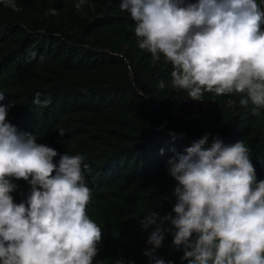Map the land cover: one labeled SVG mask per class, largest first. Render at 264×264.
<instances>
[{
    "label": "trees",
    "instance_id": "trees-1",
    "mask_svg": "<svg viewBox=\"0 0 264 264\" xmlns=\"http://www.w3.org/2000/svg\"><path fill=\"white\" fill-rule=\"evenodd\" d=\"M256 2L264 8V0ZM76 3L16 0L21 10L13 11L0 2V91L6 96L0 103H14L8 122L56 150L53 163L65 153L85 157L83 174L92 182L86 212L102 231L92 264H151L143 252L157 225L144 229L141 221L150 211L175 216L177 181L168 160L208 134L206 147L216 136L225 144L242 140L249 157L264 162V108L254 115L250 100L240 104L243 94L205 91L207 105L188 110L187 92L172 87L171 64L138 47L135 22L120 0H85L79 10ZM36 93L51 103L33 104ZM254 168L257 181L264 180V168ZM8 179L16 185L13 202H26L31 185ZM162 227L156 255L182 264L176 229L170 222Z\"/></svg>",
    "mask_w": 264,
    "mask_h": 264
},
{
    "label": "clouds",
    "instance_id": "clouds-1",
    "mask_svg": "<svg viewBox=\"0 0 264 264\" xmlns=\"http://www.w3.org/2000/svg\"><path fill=\"white\" fill-rule=\"evenodd\" d=\"M0 2L21 10L16 0ZM120 8L135 22L138 47L171 64L172 87L190 98L184 104L202 100L205 91L235 92L243 94L242 106L252 102L254 115L264 108V8L256 0H120ZM50 103L40 93L33 98L39 107ZM13 106L0 103V264H92L102 231L86 212L92 182L83 174L85 157L65 153L53 163L56 150L6 120ZM208 142L205 134L167 162L177 181L175 216L150 211L141 221L144 229L157 225L143 252L151 264H173L156 255L165 222L176 229L173 243L184 246L182 264H264V180L254 168L264 162L250 158L242 140ZM9 177L31 185L26 202H13Z\"/></svg>",
    "mask_w": 264,
    "mask_h": 264
},
{
    "label": "rangeland",
    "instance_id": "rangeland-1",
    "mask_svg": "<svg viewBox=\"0 0 264 264\" xmlns=\"http://www.w3.org/2000/svg\"><path fill=\"white\" fill-rule=\"evenodd\" d=\"M185 105L190 110H197L199 107L205 106V103L202 100L196 101V100L191 99V100H188L187 102H185Z\"/></svg>",
    "mask_w": 264,
    "mask_h": 264
}]
</instances>
